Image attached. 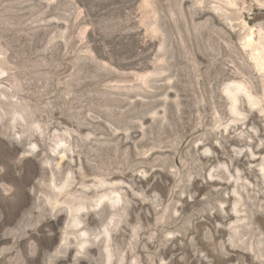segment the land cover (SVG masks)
Here are the masks:
<instances>
[{"label":"rangeland","instance_id":"rangeland-1","mask_svg":"<svg viewBox=\"0 0 264 264\" xmlns=\"http://www.w3.org/2000/svg\"><path fill=\"white\" fill-rule=\"evenodd\" d=\"M0 264H264V0H0Z\"/></svg>","mask_w":264,"mask_h":264}]
</instances>
